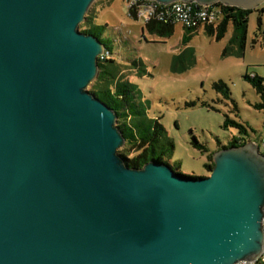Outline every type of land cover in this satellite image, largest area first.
Segmentation results:
<instances>
[{"label": "water", "instance_id": "95a60500", "mask_svg": "<svg viewBox=\"0 0 264 264\" xmlns=\"http://www.w3.org/2000/svg\"><path fill=\"white\" fill-rule=\"evenodd\" d=\"M96 0H0V264H235L264 248V154L220 149L207 177L125 164L117 114L88 87ZM221 3L253 10L263 0Z\"/></svg>", "mask_w": 264, "mask_h": 264}, {"label": "rangeland", "instance_id": "374dc122", "mask_svg": "<svg viewBox=\"0 0 264 264\" xmlns=\"http://www.w3.org/2000/svg\"><path fill=\"white\" fill-rule=\"evenodd\" d=\"M89 13L94 32L114 60L103 64L99 82L113 90L115 84L123 85L130 102L124 112L139 137L151 133L154 122L165 128L173 149L164 159L179 173H208V155L233 137L263 141L260 98L244 76L264 78V0L248 16L243 48L231 23L221 40L204 28L187 32L181 24L169 37H160L130 17L123 0H96ZM219 81L228 92L214 88ZM226 117L245 125L247 133L223 128ZM194 138L207 151L195 147ZM165 142L160 139L159 145ZM259 150L264 154L262 143Z\"/></svg>", "mask_w": 264, "mask_h": 264}, {"label": "trees", "instance_id": "16d2710c", "mask_svg": "<svg viewBox=\"0 0 264 264\" xmlns=\"http://www.w3.org/2000/svg\"><path fill=\"white\" fill-rule=\"evenodd\" d=\"M214 6H219L223 11V19L220 24L214 28L212 26H205V31L214 36L216 40H221L227 32L228 24L231 23L234 29V38L237 40L238 44L243 48L245 37H246V30H247V23H248V16L252 12V10H246L238 7L232 6H225L221 3H216ZM129 14V13H128ZM130 17L136 20L135 15L133 12L129 14ZM259 24H261V20L259 19ZM176 24L174 23H161L157 21H152L149 23L144 24V27L148 33L156 34L160 37H169L174 32V27ZM185 31L192 32L197 29H190L187 27H183ZM79 31L85 34H90L97 37L100 42L102 43L100 37L94 32L92 27V20L90 18V13L86 16V20L84 23L80 24ZM105 46V45H104ZM111 52L105 47V56H100L98 58V66H99V74L96 80L91 84L88 91L94 94L97 98H99L103 103H105L108 107L114 109L117 114V126L119 130L122 132L125 138V145L123 148L118 150V154L123 158L125 164L128 167L132 168H142L145 164L150 161L156 162H164L169 164L164 159V154L166 151L173 149L172 142L167 139L165 128L158 122H154V127L151 133L146 134L144 137H139L136 132L132 131V123L131 118H129L126 113L124 112L125 106H129L130 102L128 101V97H125L123 94V85H116L115 89L113 90L110 84L105 83L103 80L99 82V78L103 73L102 68L104 63H113V59L111 58ZM107 57V58H106ZM244 78L249 82V84L255 89L256 93L260 98V102L257 107L262 111L264 117V78L259 77L256 74L253 75H245ZM214 88L216 90H225L228 92V88L226 85L219 81L218 83H214ZM223 128L227 129L229 127L236 128L239 130L240 133L246 134L247 129L246 126L226 117ZM160 139L166 146L159 145ZM251 141L246 140L242 137H233L226 146L219 147L217 151L220 149H228L233 147H240L243 146ZM258 146L262 143L264 146V139L261 143H256ZM193 145L195 147L201 148L203 151H207V148L201 145L195 138L193 139ZM159 150V152H157ZM215 153V152H214ZM211 153L208 155V162L206 163L205 167L208 173L203 175H185L189 178H201L207 177L210 175V172L214 168L213 162V155ZM170 165V164H169ZM171 166V165H170ZM171 168L179 173L178 169L171 166ZM181 174V173H179Z\"/></svg>", "mask_w": 264, "mask_h": 264}, {"label": "built area", "instance_id": "2783aa9c", "mask_svg": "<svg viewBox=\"0 0 264 264\" xmlns=\"http://www.w3.org/2000/svg\"><path fill=\"white\" fill-rule=\"evenodd\" d=\"M128 13H134L136 20L143 24L157 21L161 23L181 24L190 29L212 26L216 28L223 19L219 6L199 5L197 2L176 1L167 5L152 0H123ZM128 14V15H129ZM102 56H105L102 55ZM107 58V57H106ZM264 231V218L262 220ZM235 264H264V248L256 260L239 261Z\"/></svg>", "mask_w": 264, "mask_h": 264}]
</instances>
